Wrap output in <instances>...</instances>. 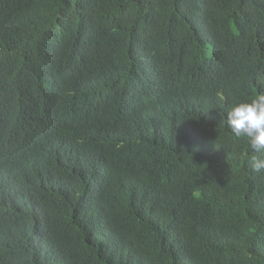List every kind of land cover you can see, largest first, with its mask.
I'll use <instances>...</instances> for the list:
<instances>
[{
    "label": "trees",
    "instance_id": "1",
    "mask_svg": "<svg viewBox=\"0 0 264 264\" xmlns=\"http://www.w3.org/2000/svg\"><path fill=\"white\" fill-rule=\"evenodd\" d=\"M55 50L83 75L49 92L96 86L95 104L64 97L58 156L20 121L13 169L22 199L38 192L0 213V264H264V170L252 169L264 154L226 126L264 93V0H0L2 100L46 116L48 98L19 95L30 86L6 69L57 79Z\"/></svg>",
    "mask_w": 264,
    "mask_h": 264
},
{
    "label": "clouds",
    "instance_id": "2",
    "mask_svg": "<svg viewBox=\"0 0 264 264\" xmlns=\"http://www.w3.org/2000/svg\"><path fill=\"white\" fill-rule=\"evenodd\" d=\"M40 17L37 19H19L15 21L14 26L21 27L24 31L34 28L39 23ZM42 43L49 48H54L52 40L43 38ZM76 54V50H73ZM56 60H58L59 77L52 79L47 74L38 75L34 71L28 69L23 65H13L11 68L6 69L7 74L19 76L23 78L24 84L29 85V88L20 87L17 93L21 96H32L36 93L41 94L40 99L48 98L46 103L47 115L43 116L38 113L39 107L36 106L30 109L32 102H23L20 96H15L10 101L2 100L0 97V213L6 207H13L21 210V201L35 203L37 192L28 199H22V190L24 187L21 185L20 180L23 179L17 176L13 169V159L15 155L14 141L16 131L20 126V121L30 116L33 119V130L36 138L40 143L50 152L56 151L58 156L57 142L51 138V134L55 131V124L64 121V111L62 102L64 97H67L71 102L75 103L89 94L90 99L88 105L95 104L94 96L96 95L95 87L75 93H50L49 89L56 87L58 90L68 88L70 83H78L81 80L77 77L83 75L78 73L77 68V55L63 54L59 57L58 51L55 50ZM111 55V54H110ZM112 56V55H111ZM2 61H0V64ZM26 69V70H24ZM1 73V70H0ZM70 73H75L77 77L69 76ZM46 75L45 79H39L41 76ZM5 74L2 75V78ZM63 77V79H62ZM51 81L50 87L47 82ZM2 79H0L1 83ZM36 82V83H35ZM73 112L78 113L79 110L73 108ZM114 120L110 113L96 114L92 112L88 118V122H99L106 127L109 122ZM226 126L230 129L232 135L239 138H244L250 149L253 152L264 154V93L257 94L249 101L239 102L234 104L227 112ZM105 129L96 133V136L104 134ZM59 131H57L58 134ZM106 135V134H104ZM85 145H86V141ZM104 142V141H103ZM85 145L79 144L77 153L83 156L85 152ZM253 171L259 173L264 170V159L253 158L252 163ZM32 173H28L25 177H31ZM8 183L17 185L20 197L14 195H4L2 186Z\"/></svg>",
    "mask_w": 264,
    "mask_h": 264
}]
</instances>
